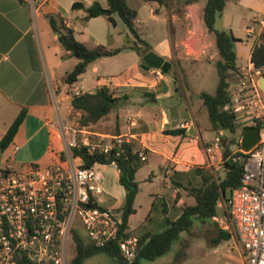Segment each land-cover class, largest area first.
I'll list each match as a JSON object with an SVG mask.
<instances>
[{
	"label": "crops",
	"instance_id": "crops-1",
	"mask_svg": "<svg viewBox=\"0 0 264 264\" xmlns=\"http://www.w3.org/2000/svg\"><path fill=\"white\" fill-rule=\"evenodd\" d=\"M207 1L191 0L185 5L183 16H178L173 12L170 0L154 3L128 0L129 6L138 12V32L151 48L140 55L125 48L132 36L118 15L113 16L115 24L107 16L86 21L84 10L73 9L76 2L87 7L99 2L107 8V0H40L39 6L35 0H0V142L21 112L26 111L12 146L2 153L0 167L13 154V146H19V151L13 155L15 166L38 164L47 167L53 164L62 144L50 123L60 116L70 117L71 87L84 85L88 92H93L107 86L117 92L124 104L115 106L109 118L91 126V131L98 135L133 136L136 146L147 153V160L136 173L139 192L134 203L135 213L127 221L126 233L141 238L165 231L170 222L182 216L186 206L196 204L189 189L202 182L198 169H219L221 163L219 157L211 162L205 151L218 131L211 129L208 113L200 99L204 91L186 81L184 93H178L173 75V62H180L187 78L188 71H197L201 78L199 84H202L213 70L212 62L218 60L215 35L208 31L204 21ZM225 13L230 18L224 19ZM255 15L264 17V0H229L217 19L216 29L234 35L236 24L245 22L247 29ZM51 16L73 29L76 38L89 48L103 45L110 50L125 49L115 56L93 62L88 67L91 73L88 78L83 74L76 83L69 85L66 78L79 61L71 63L73 56L61 45V34L52 28ZM219 22L222 23L219 25ZM237 43L234 44L235 51ZM253 48L248 67L238 66L242 74L231 73L237 83L241 76L252 70ZM149 52L169 61L171 70L164 73L161 69L147 67L144 56ZM159 70L161 74H158ZM233 93L236 97L238 91ZM205 114L209 123L202 122ZM227 136L223 131V146L228 141ZM97 167L103 177L99 205L121 214L127 190L119 182L118 166L98 164ZM171 175L175 180L169 183L166 177ZM157 179H160L159 183ZM218 208L219 215H223L222 203ZM208 225L217 226L219 236H213L207 248L197 246L203 264L240 263L242 248L236 235L211 221L195 219L193 228L182 233L177 242L191 253L190 237L202 233V227ZM77 233L86 238L81 231ZM223 233H229L230 239ZM110 261L126 264L114 257ZM150 262L155 264L156 261ZM141 264L150 263L142 261Z\"/></svg>",
	"mask_w": 264,
	"mask_h": 264
},
{
	"label": "built area",
	"instance_id": "built-area-1",
	"mask_svg": "<svg viewBox=\"0 0 264 264\" xmlns=\"http://www.w3.org/2000/svg\"><path fill=\"white\" fill-rule=\"evenodd\" d=\"M39 2L35 0L36 6ZM263 31L264 17L257 15L246 34L257 40ZM251 66V72L239 80L232 109L238 119L248 117L260 124V139L251 151L241 150V185L230 196L228 214L216 218L219 227L233 232L241 245L242 261L238 264H264V94L257 80L263 72L253 63ZM87 92L84 85L70 89L72 98ZM50 126L62 144L53 164L15 166L13 155L19 146H13V154L0 167V264H19L22 257L36 264H70V242L80 228L96 247L117 244L125 261L133 263L139 238L122 236L120 212L98 203L103 193L98 164L82 167L74 151L85 147L89 153L108 154L114 149L123 152L130 146L142 162L147 160L146 151L136 146L133 136L98 135L66 116H60ZM222 138L220 130L205 148L209 160L219 157L220 165L224 162Z\"/></svg>",
	"mask_w": 264,
	"mask_h": 264
},
{
	"label": "trees",
	"instance_id": "trees-1",
	"mask_svg": "<svg viewBox=\"0 0 264 264\" xmlns=\"http://www.w3.org/2000/svg\"><path fill=\"white\" fill-rule=\"evenodd\" d=\"M144 1L154 3L160 0ZM190 1L170 0L169 4L176 15L183 16L185 5ZM228 2L229 0H208L204 8V21L208 31L215 35L220 60L216 65L219 76L216 91L214 93L203 92L200 95V99L203 101V106L209 116L211 129L213 131L223 130L228 135V141L224 145L223 151L224 177L223 179H219L214 169L207 170L205 168H199L198 175L201 176L202 182L199 186H194L189 189V194L195 198L196 204L194 206H186L182 216L176 221L170 222L169 227L165 231L157 234H147L139 238L137 256L131 264H141L142 261H155L166 255L172 249L173 244L179 239L180 235L193 228L195 219L200 221L208 220L213 222L214 225H218L216 222V218L219 216L218 205L222 201L226 204V209L223 210V214L227 215L230 199L227 197V193L232 194L233 190L241 185L244 161L243 159L235 160L241 152L234 151V147H238V150L243 149L242 140L246 128L261 126L257 122H253L250 126H244L241 138H238L241 124L238 121V115L232 109L234 104V88L231 82L232 72L237 73V75L242 74L236 66L237 54L234 49V44L238 40L232 32L216 29L217 19L223 13ZM107 4V8L103 7L99 2H95L93 5L87 7L84 3L76 2L73 5V9L84 10L87 14L85 17L86 21L100 16H107L115 24L113 16L118 15L124 21L129 34L136 39L128 42V46L125 48L135 50L140 55L150 50L151 48L141 38L136 27L138 12L129 6L128 0H107ZM50 22L54 31L61 34L59 40L63 48L79 61L66 78V82L69 85L76 83L80 76L86 73L89 65L93 62L102 58L115 56L125 49L118 48L110 50L103 45L89 48L76 38L73 29L65 27L58 19L51 16ZM136 42L144 45L145 49L136 45ZM263 42L264 31L256 40L251 55V63L254 64L257 70L264 69ZM173 65L175 68L173 75L178 84L177 91L183 94L186 88V70L180 62H173ZM120 99L121 97L117 92L107 86L97 88L93 92L75 96L71 101L72 110L70 118L76 117L80 126L90 128L91 126L97 125L100 121L108 119ZM25 118L26 111H22L1 140L0 149L3 152L12 146ZM74 156L81 158L82 167L84 168H91L96 164H116L118 166L120 171L119 182L127 190L126 204L122 210V236L130 237L126 233L127 221L129 216L135 213L134 203L139 192L136 173L144 162L141 161L139 155L130 146L126 147L123 152L120 149H114L108 154L98 151L89 153L88 149L84 147L76 149ZM223 234L226 239H230L231 236L229 233ZM73 240L75 242L76 252L70 264H83L88 258L99 253H107L120 261H125L117 244H113L107 248H99L89 242V240H85L77 232H74ZM19 264L36 263L30 261L27 257H22ZM126 264L129 263L126 262Z\"/></svg>",
	"mask_w": 264,
	"mask_h": 264
},
{
	"label": "rangeland",
	"instance_id": "rangeland-1",
	"mask_svg": "<svg viewBox=\"0 0 264 264\" xmlns=\"http://www.w3.org/2000/svg\"><path fill=\"white\" fill-rule=\"evenodd\" d=\"M256 16V15H255ZM230 18L229 14L225 13L224 14V19ZM225 22H227L225 20ZM222 22H219V25ZM224 23V22H223ZM237 29L233 30L234 32V36L235 38L238 40V43L236 44V51L238 54V58H237V63L236 66H240V67H248L249 65V54H250V50L252 47L255 46L256 44V39L254 38H248L247 35L245 34V30H246V25L245 22L240 21V23L236 24ZM233 34V33H232ZM240 38V39H239ZM132 39H135L132 37ZM136 40V39H135ZM136 45H138L139 47H141L142 49L144 47V45H141L139 42H136ZM217 50V47H216ZM71 63L76 62L77 58L76 57H72L71 58ZM220 60V56H218V60L217 62ZM217 62H212L211 67H213V70L211 71V74L209 76H206V78L204 79V83L199 84V78L197 75L198 72L197 71H188V78L186 75V81H189L190 83H192L194 86H196V88H201V90H203L204 92H210V93H214L216 91L217 85H218V81H219V76H218V72H217ZM73 67H71L69 70L71 71ZM262 74L258 76L257 80L264 75V69L262 70ZM84 77L88 78L91 73H90V69H88V71L86 73H84ZM233 78V77H232ZM232 86L234 87V91L237 92V88L239 87V83H237V81H235V78L232 79ZM234 99H237V96L234 97ZM70 118V117H69ZM72 120L78 124V119L76 117H72ZM209 123L208 120V116L205 114L202 118V122L203 123ZM238 121L241 124V129L239 130L238 133V138H241V134H242V129L244 126H250L254 121L252 118H241L238 119ZM211 136L213 135L212 130H210ZM228 137V136H227ZM239 148L238 147H234V151H237ZM240 152L242 153V151L240 150ZM237 160H239V158H237ZM214 169V172L216 174H218V178L219 179H223L224 177V165L223 163L220 165L219 169L216 168H208L207 170H211ZM206 170V171H207ZM167 181L169 183L174 182V178L173 175L171 176H167ZM158 183L160 182V179L156 180ZM231 194L228 192L227 193V197L230 198ZM222 209L225 210L226 209V204L222 201ZM122 216V213H121ZM81 233L86 237L84 239L88 240L86 233L84 231L83 228H80ZM202 233H198L196 234L194 237H190V244H191V253L188 252V249L183 250V246L181 244V242H175L172 246V249L164 256L158 258L157 260H155V264H203V260L199 255V252H201L197 246L198 245H203L202 247L207 248L206 246L210 244L212 237L213 236H219L218 233V227L217 226H213V225H208L206 227H202L201 229ZM201 247V248H202ZM70 258H72L75 255L76 252V247H75V242L74 240H71L70 242ZM208 249H210V247H208ZM188 253V254H186ZM112 257V256H111ZM110 255L107 253H99L95 258L90 259L87 264H113L111 263L110 259H111ZM152 263L150 261H143V263Z\"/></svg>",
	"mask_w": 264,
	"mask_h": 264
},
{
	"label": "water",
	"instance_id": "water-1",
	"mask_svg": "<svg viewBox=\"0 0 264 264\" xmlns=\"http://www.w3.org/2000/svg\"><path fill=\"white\" fill-rule=\"evenodd\" d=\"M144 61L146 62L147 67L161 69L164 73H168L172 68V64L169 61H166L164 58L158 57L153 52L147 53L144 56ZM258 84H259L261 91L264 94V75L258 79ZM123 104H124V100L121 99L118 102L117 106H123ZM259 139H260V128L259 127L253 126V127L246 128L244 131V136L242 140L243 150L246 152L251 151L258 144ZM2 153H3V150L0 149V160H1ZM237 158L243 159L244 154L243 153L239 154L235 160H237Z\"/></svg>",
	"mask_w": 264,
	"mask_h": 264
}]
</instances>
